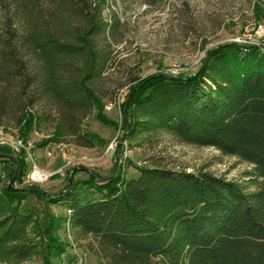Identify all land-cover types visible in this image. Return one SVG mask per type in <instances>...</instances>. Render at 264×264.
Instances as JSON below:
<instances>
[{
  "label": "trees",
  "instance_id": "obj_1",
  "mask_svg": "<svg viewBox=\"0 0 264 264\" xmlns=\"http://www.w3.org/2000/svg\"><path fill=\"white\" fill-rule=\"evenodd\" d=\"M40 1L19 0V9L35 18L22 48L39 65L43 96L63 111V133L93 148L100 138L82 133L80 122L97 108L98 119L107 123L93 88L107 57L93 39L111 25L91 13L84 30L62 38L44 26ZM0 45V69L21 77L17 47ZM122 106L130 137L167 133L236 157L253 167L247 177L254 191L210 172L145 166L131 179L123 171L106 178L91 172L48 196L36 189L9 190L0 174V264H21L38 251L30 235L37 219L22 209L28 194L71 211L69 225L93 237L110 264H264V46L223 45L208 53L195 74L158 72L136 79ZM36 121L30 113L19 119L24 142ZM25 153L14 159L15 183L28 173ZM55 228L58 220L50 216L41 232L43 264H56L66 254Z\"/></svg>",
  "mask_w": 264,
  "mask_h": 264
},
{
  "label": "rangeland",
  "instance_id": "obj_2",
  "mask_svg": "<svg viewBox=\"0 0 264 264\" xmlns=\"http://www.w3.org/2000/svg\"><path fill=\"white\" fill-rule=\"evenodd\" d=\"M37 7L44 26L62 38L69 32L84 30L91 13L99 22L111 25L107 33L93 39L95 48L107 57L102 75L93 83L107 123L98 119L97 108L80 122L82 133L99 136L93 148L80 146L76 137L63 133V111L43 96L39 65L22 48L21 41L35 18L19 9V0H0V41L17 47L23 59L19 78L0 69V138L23 140L19 119L27 113L35 116L36 125L26 140L27 175L34 163L53 174L43 184L28 182L27 177L15 183L18 170L12 178L10 175L17 154L9 145H0L3 187L15 191L36 189L50 196L64 191L69 181L87 180L91 172L106 178L123 171L125 178L131 179L138 176L139 167L158 166L210 172L249 188L247 174L253 167L236 157L214 148L181 143L167 133L130 137L123 128L122 104L136 79L158 72L172 76L195 74L208 53L223 45L263 47L264 0H42ZM3 47L0 45V51ZM22 209L37 219L30 235L38 251L21 264H43L46 241L41 232L50 216L58 220L55 235L66 248L56 264H76L83 258H88L90 264H110L93 237L69 225L68 210L63 206L28 194Z\"/></svg>",
  "mask_w": 264,
  "mask_h": 264
},
{
  "label": "built area",
  "instance_id": "obj_3",
  "mask_svg": "<svg viewBox=\"0 0 264 264\" xmlns=\"http://www.w3.org/2000/svg\"><path fill=\"white\" fill-rule=\"evenodd\" d=\"M108 110L111 109V106H109L107 108ZM0 145H9L11 147V149H13V151L16 154H20L23 151H25L27 153H29V148L27 146V143L24 142L23 140H12L9 138H0ZM51 176H53V174L44 172L40 169L37 168L36 164H33V170L26 176L28 179V182L31 183H35V184H43L46 181H48ZM71 211H68V214H70ZM76 264H90L88 258H83L80 262L76 263Z\"/></svg>",
  "mask_w": 264,
  "mask_h": 264
},
{
  "label": "water",
  "instance_id": "obj_4",
  "mask_svg": "<svg viewBox=\"0 0 264 264\" xmlns=\"http://www.w3.org/2000/svg\"><path fill=\"white\" fill-rule=\"evenodd\" d=\"M14 179H15V178H13V180L11 181V184L14 182ZM9 189H11V188H9Z\"/></svg>",
  "mask_w": 264,
  "mask_h": 264
}]
</instances>
